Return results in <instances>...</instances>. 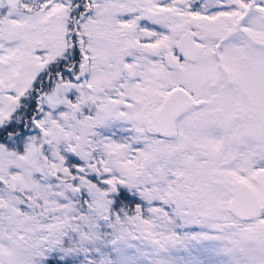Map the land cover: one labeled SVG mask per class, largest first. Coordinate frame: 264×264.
<instances>
[{
	"label": "snow or ice",
	"instance_id": "1",
	"mask_svg": "<svg viewBox=\"0 0 264 264\" xmlns=\"http://www.w3.org/2000/svg\"><path fill=\"white\" fill-rule=\"evenodd\" d=\"M0 264H264V0H0Z\"/></svg>",
	"mask_w": 264,
	"mask_h": 264
}]
</instances>
